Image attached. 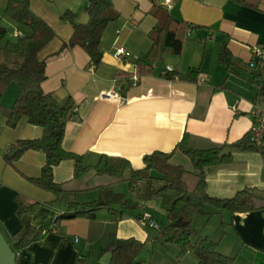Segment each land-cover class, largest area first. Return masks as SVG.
Instances as JSON below:
<instances>
[{
    "label": "crops",
    "instance_id": "1",
    "mask_svg": "<svg viewBox=\"0 0 264 264\" xmlns=\"http://www.w3.org/2000/svg\"><path fill=\"white\" fill-rule=\"evenodd\" d=\"M246 1L251 6L234 0H172L166 6L164 0H158L175 19L189 24L184 33V49L180 55L161 56L156 51L151 71L139 73L136 59L120 58L116 50L123 47L139 57L152 51L150 33L158 24L152 0H113L119 17L102 35L103 57L98 66L81 46L61 51L74 33V26L61 16L71 11L78 22L89 13V0H30L31 10L57 33L41 53V58L48 60L47 79L42 87L53 92L61 104L73 103L74 114L66 124L64 148L82 155L86 165H97L102 155H111L127 158L134 168H142L146 154L171 152L185 133L216 143H234L243 138L254 124L256 105L263 101L257 97L256 74L264 72V62L259 67L250 65L254 47L264 45V0ZM7 4L8 0H0L2 20ZM224 45L232 53L230 68L220 61ZM167 65L173 67L174 77H170L172 73L165 74ZM191 69L200 70L197 80L191 76ZM135 73L141 80L136 86L125 87V103L103 98L104 93L117 89ZM6 90L0 107V229L13 246L14 236L22 228L17 215L19 202H51L55 196L30 180L41 175L46 163L44 152L28 151L14 163L5 159L13 143L41 138L44 133L42 127L29 123L27 118L16 127L8 126L14 103L13 98H6ZM207 171L208 192L212 196L233 197L247 186L264 193L261 152H235L231 164ZM74 172L75 161L68 159L55 167L54 177L57 182H66ZM155 199L159 200L141 202L140 211L135 213L104 208L109 211L107 223L117 222L114 233L118 238H135L141 244L150 242L151 232L137 216ZM57 213L50 206L41 207L32 216V224L46 227ZM215 214L221 215L222 239L229 236L232 240L227 245L230 251H220L236 256V264H264V209ZM46 230L40 241L16 252L19 264H76L80 237H67L59 225ZM84 233L88 238L92 236L90 231ZM77 237L79 243L75 242ZM197 263L196 257L194 264Z\"/></svg>",
    "mask_w": 264,
    "mask_h": 264
},
{
    "label": "trees",
    "instance_id": "2",
    "mask_svg": "<svg viewBox=\"0 0 264 264\" xmlns=\"http://www.w3.org/2000/svg\"><path fill=\"white\" fill-rule=\"evenodd\" d=\"M152 12L158 17V24L151 31L152 51L136 60L138 72H150L153 54L158 51L180 55L184 49V33L189 24L175 19L168 8L152 0ZM251 6L246 0H234ZM87 11L91 15L88 24H80L77 17L66 11L62 20L74 26V33L64 42L61 51L76 46L83 47L98 66L102 61V35L108 25L119 17L113 7V0H89ZM5 13L19 25L22 36H14L3 25L0 16V107L5 90L11 83H17L20 93L9 110L7 124L16 127L23 118L29 123L43 128L41 138L20 139L5 153V159L14 163L28 151H42L46 163L39 177L30 178L37 186L56 194L98 191L100 198L86 202H71L69 211L51 220L49 225L34 227L32 216L41 202H19L17 215L22 220V228L15 234V252L42 239L43 231L50 226L54 229L61 219H95L97 212L107 208L123 213L127 208L137 209L141 202L159 198L169 217V225L159 232L168 241L176 243L183 251H192L197 264H236V256L223 254L219 243L208 236H194V218L198 214L247 213L264 209V193L249 186L229 198L215 197L208 192V169L222 167L234 161L235 152L257 151L264 158V148L260 149L253 141L251 131L234 143H216L185 133L182 140L171 152L155 151L143 157L144 166L134 168L129 159L119 156L102 155L97 165H86L84 157L64 148L66 124L73 117V103L61 104L53 92L44 91L42 84L47 79V58L41 53L56 37L55 30L30 8V0H8ZM13 36L14 38H10ZM264 48V45L262 46ZM60 53V52H59ZM220 61L228 68L233 63L232 53L224 45ZM264 62L256 60L254 67ZM194 80L198 79L199 69H191ZM172 73L170 77H174ZM259 99L264 100V72L256 74ZM208 141V142H206ZM73 159L75 172L72 179L57 182L54 169L62 161ZM128 183L130 193L138 201L124 192H116L114 187ZM135 198V199H136ZM213 211H208V209ZM144 213V212H143ZM137 216L139 219L142 214ZM140 242L135 238L121 239L114 233L109 244L100 249L97 263L109 252L113 253L110 264H141L134 259ZM88 264L84 250H79L76 264ZM177 264V263H170Z\"/></svg>",
    "mask_w": 264,
    "mask_h": 264
},
{
    "label": "rangeland",
    "instance_id": "3",
    "mask_svg": "<svg viewBox=\"0 0 264 264\" xmlns=\"http://www.w3.org/2000/svg\"><path fill=\"white\" fill-rule=\"evenodd\" d=\"M158 1V0H157ZM2 23L4 26L9 28L10 33L16 31L17 28H20L16 23L7 15L3 14ZM10 38H14L11 36ZM15 39V38H14ZM10 86V87H9ZM6 90V98H13V103H15L20 89L17 83H11ZM15 88V89H14ZM116 192H124L131 199L135 200V196L130 193L128 183H123L121 185H116L114 187ZM52 192V191H50ZM55 196L54 200L51 202H41V205L38 207V210L44 206H50L52 209H57L58 213L55 215V219L61 213L69 211V204L71 202H86L89 200H95L100 198V192L96 191H83L77 193H62L56 194L52 192ZM66 204V208L64 206ZM146 212L153 215L162 229H165L169 225V217L166 211L162 207V202L159 200H152L147 203ZM142 209V208H141ZM37 210V211H38ZM139 212L140 208L125 209V213H135ZM109 211L106 209H101L97 212V217L95 219H85V218H73V219H61L59 222V227L62 230L63 234L67 237H74L78 235L81 239V243L77 244L80 250H84L87 255L88 264L97 263V254L100 249L106 247L112 235L116 229L117 222H112L110 224V216L108 215ZM221 215L212 214H198L193 221V228L198 232L194 236H208L211 239L219 243V250L224 251L228 250V244L231 243L229 236L223 237L222 239V230L223 227L220 224ZM108 222V223H107ZM49 225L50 220L46 222ZM149 228L152 239L147 244H138V249L136 250L134 259L139 261L141 264H194L196 260V255L192 251H183L179 245L168 241L160 232L152 227ZM85 231H90L91 237L85 236ZM155 241L153 242V240ZM222 239V241H221ZM232 244V243H231ZM227 246V248H225ZM230 255V254H229ZM232 255V254H231ZM243 255V254H242ZM234 256V255H233ZM83 260H81L82 264Z\"/></svg>",
    "mask_w": 264,
    "mask_h": 264
},
{
    "label": "built area",
    "instance_id": "4",
    "mask_svg": "<svg viewBox=\"0 0 264 264\" xmlns=\"http://www.w3.org/2000/svg\"><path fill=\"white\" fill-rule=\"evenodd\" d=\"M172 0H164V5L168 6ZM23 33L19 30L14 31V36H22ZM116 56L120 58H130L134 57L136 60L139 56H133L131 52L127 51L125 48L120 47L116 50ZM254 60L251 62V66H255L256 60L264 59V48L262 46H256L253 49ZM174 69L171 65H167L165 69V74L173 73ZM141 80V76L138 73L133 74L129 78L125 79V83H121L117 89H112L104 93L103 98L110 101H117L119 103H125L127 101V96L124 94L125 87L130 88L131 86H136ZM252 141L260 148H264V100L258 103L254 110V124L251 129ZM138 221L145 226L152 227L155 229H160V225L157 223L155 217L150 213L144 211L142 216ZM46 229L43 233H46ZM75 242L79 243L80 239L75 238Z\"/></svg>",
    "mask_w": 264,
    "mask_h": 264
},
{
    "label": "water",
    "instance_id": "5",
    "mask_svg": "<svg viewBox=\"0 0 264 264\" xmlns=\"http://www.w3.org/2000/svg\"><path fill=\"white\" fill-rule=\"evenodd\" d=\"M90 21V13H86L78 20L80 24H88ZM113 258V253L109 252L101 259L102 264H110ZM0 264H19L17 260V253L13 250L11 244L4 236L0 229Z\"/></svg>",
    "mask_w": 264,
    "mask_h": 264
}]
</instances>
